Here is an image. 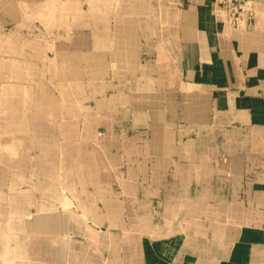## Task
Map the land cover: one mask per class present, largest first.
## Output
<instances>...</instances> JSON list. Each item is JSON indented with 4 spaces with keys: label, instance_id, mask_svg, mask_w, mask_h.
I'll list each match as a JSON object with an SVG mask.
<instances>
[{
    "label": "crops",
    "instance_id": "0c3cea01",
    "mask_svg": "<svg viewBox=\"0 0 264 264\" xmlns=\"http://www.w3.org/2000/svg\"><path fill=\"white\" fill-rule=\"evenodd\" d=\"M248 3L0 0V264H264Z\"/></svg>",
    "mask_w": 264,
    "mask_h": 264
},
{
    "label": "built area",
    "instance_id": "2783aa9c",
    "mask_svg": "<svg viewBox=\"0 0 264 264\" xmlns=\"http://www.w3.org/2000/svg\"><path fill=\"white\" fill-rule=\"evenodd\" d=\"M220 7L224 9L229 23L235 28H246L252 9L245 0H217Z\"/></svg>",
    "mask_w": 264,
    "mask_h": 264
},
{
    "label": "rangeland",
    "instance_id": "374dc122",
    "mask_svg": "<svg viewBox=\"0 0 264 264\" xmlns=\"http://www.w3.org/2000/svg\"><path fill=\"white\" fill-rule=\"evenodd\" d=\"M245 1H248V0H245ZM250 4V3H249ZM31 233H32V231H31Z\"/></svg>",
    "mask_w": 264,
    "mask_h": 264
}]
</instances>
